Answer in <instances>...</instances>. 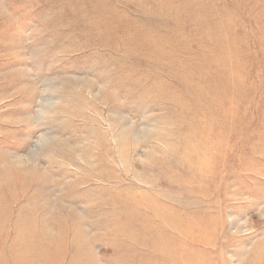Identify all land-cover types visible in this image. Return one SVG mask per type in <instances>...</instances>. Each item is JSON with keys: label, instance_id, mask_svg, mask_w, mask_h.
Masks as SVG:
<instances>
[{"label": "rangeland", "instance_id": "obj_1", "mask_svg": "<svg viewBox=\"0 0 264 264\" xmlns=\"http://www.w3.org/2000/svg\"><path fill=\"white\" fill-rule=\"evenodd\" d=\"M0 264H264V0H0Z\"/></svg>", "mask_w": 264, "mask_h": 264}]
</instances>
